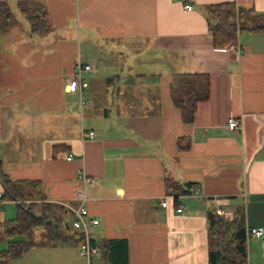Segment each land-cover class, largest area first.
Masks as SVG:
<instances>
[{
	"label": "crops",
	"instance_id": "0c3cea01",
	"mask_svg": "<svg viewBox=\"0 0 264 264\" xmlns=\"http://www.w3.org/2000/svg\"><path fill=\"white\" fill-rule=\"evenodd\" d=\"M38 1L48 9L50 32L34 34L18 0H9L17 21L0 36L5 173L41 180L45 200L72 231L68 206L78 205V171L85 172L87 205L99 219L94 240L124 239L126 264H209V213L220 209L235 214L243 204L246 226L264 228V32L240 34L239 52L219 49L205 13L226 1L261 13L264 0ZM187 4L193 9L185 12ZM83 42L127 51L134 75L157 87L155 106L130 115L119 104L114 111L109 100L99 103L104 86L120 76L110 84L109 77L97 78L99 64L83 53ZM79 60L97 69L85 73L91 105L83 109L78 93L66 88ZM196 72L209 74L211 97L184 122L170 82L174 74ZM231 117L240 121L235 130L228 127ZM87 131L95 137L85 139ZM167 181L193 188L176 200ZM165 198L168 207L161 205ZM180 203L186 209L179 213ZM9 215L0 211V243L7 242ZM247 253L248 264H264V235L247 236ZM26 255L33 264H50V256L56 264H83L70 244L35 245L14 260Z\"/></svg>",
	"mask_w": 264,
	"mask_h": 264
},
{
	"label": "trees",
	"instance_id": "16d2710c",
	"mask_svg": "<svg viewBox=\"0 0 264 264\" xmlns=\"http://www.w3.org/2000/svg\"><path fill=\"white\" fill-rule=\"evenodd\" d=\"M17 6L29 22L34 34L43 36L52 30L49 12L44 3L38 0H18ZM209 31L216 48L236 45L240 34L264 32V12L256 13L226 1L208 7L205 10ZM16 16L9 0H0V36L15 23ZM114 77H109L110 84ZM171 97L174 105L180 109L184 122H192L200 102L211 97V78L208 73H177L170 82ZM61 148L54 146V151ZM54 152V155H55ZM0 181L3 185V197L16 202V216L5 219L3 233L7 246L0 250V264H10L22 257L35 245L70 244L76 245L82 239L81 232L70 230L68 224H62L55 216L53 206L48 203L43 191V183L38 179H13L5 173L0 160ZM167 188L175 194L190 193L193 184L169 183ZM232 219H226L218 213H209V264H248L246 215L244 205L236 208ZM43 226L40 240L20 239L19 236H31L34 229ZM101 249V257L106 264H126V242L124 239L107 241L93 240Z\"/></svg>",
	"mask_w": 264,
	"mask_h": 264
},
{
	"label": "rangeland",
	"instance_id": "374dc122",
	"mask_svg": "<svg viewBox=\"0 0 264 264\" xmlns=\"http://www.w3.org/2000/svg\"><path fill=\"white\" fill-rule=\"evenodd\" d=\"M13 3V2H12ZM13 9L16 10L17 6L12 5ZM115 43V42H114ZM83 53L88 56H95V62H98L99 73L96 74L97 78H106L113 76H120L121 82H115L112 85H105L107 90L104 98H98V102L101 103L104 100H109L110 106L114 104L113 110H116V105L119 104L121 109L127 113L140 114L145 107H154L153 98L157 96L158 89L147 83L146 80L138 78L134 75L132 69L129 67L131 55L127 51H122L118 53L115 49V44H89L83 42ZM95 73V72H94ZM123 85L122 90L118 93L117 87ZM5 207L6 211L10 213L7 219L16 216V202L9 200ZM69 219V217H66ZM69 222H72L68 220ZM44 231L43 226H38L34 229V233L31 236H19L20 239H30V240H40L42 238L41 234ZM7 246V242L0 243V250ZM92 264H105L103 260L93 259ZM34 260L31 255H26L23 260H13L11 264H33ZM48 263L56 264L55 258L50 256L48 258ZM81 263L88 264L85 259L81 260Z\"/></svg>",
	"mask_w": 264,
	"mask_h": 264
},
{
	"label": "built area",
	"instance_id": "2783aa9c",
	"mask_svg": "<svg viewBox=\"0 0 264 264\" xmlns=\"http://www.w3.org/2000/svg\"><path fill=\"white\" fill-rule=\"evenodd\" d=\"M193 9V6L187 4L185 6V12L190 11ZM228 49L239 52L236 45H229ZM97 69L93 64L83 62L81 60L77 61L75 64L74 74L71 79L68 81L66 88L69 92L78 93L79 95V104L81 109L84 107H88L91 105V100L84 96L85 90L89 88L90 81L88 78L85 77V73H94ZM240 121L235 117H231L228 120V127L231 130H235L239 127ZM85 139H93L95 137L94 131H87L84 133ZM71 159V156L68 157ZM79 177L83 183V187H81L77 191V198L79 203L77 206H68V208L72 211L73 219H72V228L81 232L82 239L77 244L78 255L79 257L85 259L89 264L95 258L101 256V249L98 245L93 243L94 240V232L93 227L99 225V219L94 217L89 208H88V198L86 193V185L90 182V178L83 172L79 170ZM197 190L196 192H198ZM5 201L3 197V191H0V206ZM161 205L163 207H168L169 200L165 198L162 200ZM186 209V206L182 203L176 206L177 212H183ZM218 214L223 216L226 219H232L234 216V211L232 210H225L220 209L218 210ZM246 234L248 237L255 236V237H262L264 235V228L257 226L256 227H247Z\"/></svg>",
	"mask_w": 264,
	"mask_h": 264
}]
</instances>
